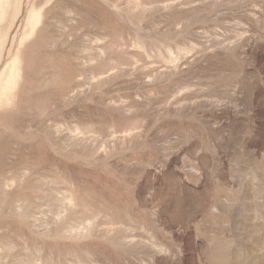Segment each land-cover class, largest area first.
<instances>
[{"label": "rangeland", "instance_id": "1", "mask_svg": "<svg viewBox=\"0 0 264 264\" xmlns=\"http://www.w3.org/2000/svg\"><path fill=\"white\" fill-rule=\"evenodd\" d=\"M0 264H264V0H0Z\"/></svg>", "mask_w": 264, "mask_h": 264}, {"label": "bare ground", "instance_id": "2", "mask_svg": "<svg viewBox=\"0 0 264 264\" xmlns=\"http://www.w3.org/2000/svg\"><path fill=\"white\" fill-rule=\"evenodd\" d=\"M9 67V66H8ZM10 79V78H9Z\"/></svg>", "mask_w": 264, "mask_h": 264}]
</instances>
